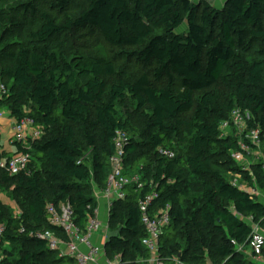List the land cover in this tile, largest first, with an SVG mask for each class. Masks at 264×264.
I'll use <instances>...</instances> for the list:
<instances>
[{
    "label": "trees",
    "instance_id": "1",
    "mask_svg": "<svg viewBox=\"0 0 264 264\" xmlns=\"http://www.w3.org/2000/svg\"><path fill=\"white\" fill-rule=\"evenodd\" d=\"M13 1L0 0V84L8 90L1 105L15 124L31 118L44 133L0 152L5 164L30 157L18 175L0 167V192L20 209L15 218L0 201L3 240L16 247L0 264H77L37 235L65 238L51 224L50 206H71L86 230L98 208L95 192L104 193L112 176L118 131L130 138L125 175L141 174L143 186L126 188L127 199L111 211L109 233L118 232L106 245L111 262L151 258L139 205L156 192L154 210L172 207L162 264H256L238 246L250 248L256 227L264 232V202L233 181L264 195L263 162L244 170L232 158L237 131L221 126L236 110L248 113L250 129H261L264 156V0H228L222 10L205 0H86L76 17L68 15L72 0H51L61 23L39 0ZM76 29L94 31L152 73L132 81L112 59H69L53 42ZM129 97L145 118L142 129L132 112L120 113ZM161 148L175 157L160 156Z\"/></svg>",
    "mask_w": 264,
    "mask_h": 264
},
{
    "label": "built area",
    "instance_id": "2",
    "mask_svg": "<svg viewBox=\"0 0 264 264\" xmlns=\"http://www.w3.org/2000/svg\"><path fill=\"white\" fill-rule=\"evenodd\" d=\"M8 95L7 88L0 84V119H2L6 110L2 107V99ZM249 114L243 113L241 110H236L231 120L224 122L221 126L223 132L227 133L230 127L235 128L236 135L239 137V150L234 152L232 158L235 162L241 164L246 169L248 157L250 155H259L258 151L261 148V129L252 128L248 126ZM13 139L20 143H26L28 140H38L44 133L42 127L35 126L34 121L31 118H25L20 123H16L13 128ZM115 152L110 159L112 167V176L108 184L107 190L104 192L108 199V209L111 213L114 204L117 202H124L127 199L125 192L126 188L136 186L142 188V180L138 175L126 176L125 175V157L126 148L130 143L128 135L122 131L116 133L114 139ZM256 149H255V148ZM159 155L168 159H173L175 153L170 149L161 148L158 151ZM263 170H264V156ZM30 162V157L25 154L15 155L8 164L0 162V167H8L11 176L18 175L27 169ZM233 185L238 187L242 191H246L249 194L256 196V191L246 184H240L238 179L233 181ZM159 199V194L154 193L146 196L140 202V209L142 213V225L145 228L147 236L143 239V246L151 255V258L147 261V264H162L160 260V239L165 229L171 225V211L172 207L167 206L163 209L154 210V204ZM48 212L51 215V224L61 229L65 234V239L58 238L51 233L38 234L39 239H44L50 243L52 250L58 251L60 256H67L74 258L77 264H93L96 262L99 255L102 253L103 248L96 245L93 242V236L100 232L109 234V225H103L98 218L97 210L95 216L90 219L86 230H82L76 223V217L74 210L69 205H65L58 210L54 206L48 208ZM6 233V226L0 224V242ZM235 246L236 243L233 242ZM250 249L255 259L260 258L264 253V232L258 227L254 229L252 236ZM238 250L243 252V246H238ZM115 264H119V259L115 260ZM211 264V263H208Z\"/></svg>",
    "mask_w": 264,
    "mask_h": 264
},
{
    "label": "rangeland",
    "instance_id": "3",
    "mask_svg": "<svg viewBox=\"0 0 264 264\" xmlns=\"http://www.w3.org/2000/svg\"><path fill=\"white\" fill-rule=\"evenodd\" d=\"M193 2H199L201 0H192ZM209 4H211L214 8L217 10H222L223 6L225 5L226 0H205ZM40 2V9L42 12H46L49 15L52 16V18L57 22L61 23L64 20V14L51 7V0H46L45 2ZM17 4V0L13 1L10 6L15 7ZM87 1L86 0H72L70 7L68 9V15L72 17L78 16L81 11L86 7ZM41 25V21L36 22L33 24V28L37 29ZM55 47L58 50H64L68 56L69 59L73 57L82 56L85 58L91 57H104L107 59H112L116 65L118 70L124 71L128 76L130 80L137 79L140 75H142L144 72L146 73H152V70L147 67H143L140 63H138L135 59H131L129 56L123 54L121 51L122 49L112 48L110 47L97 33L90 30H82V29H76L73 30L66 35L59 37L56 39V41L53 42ZM59 44H63V47H60ZM2 66V60L0 57V69ZM118 81V78H112L110 79V84L115 83ZM220 89H222L220 87ZM120 113L122 115H126V113L132 112V121L131 123L134 124L136 127H139L140 129L143 128L145 118L138 113H136L135 110V103L133 100L129 97L122 105H121ZM9 110L6 108V117H3L2 119H6L9 115ZM0 119L2 122L3 120ZM0 121V122H1ZM14 128V127H13ZM12 128V129H13ZM13 131V130H12ZM79 132V130H78ZM13 134V132H12ZM14 140L13 138H10V146L12 147ZM6 143L8 144V139H6ZM262 149L258 151L259 155H250L248 157L247 164L245 165L246 169H251V166L253 164H256L259 160H263L261 158L262 156ZM89 158L91 157L90 153L86 154ZM141 177H143L140 174ZM93 185V183L91 182ZM242 184V183H240ZM99 191L96 190V193ZM256 197L264 202V195L259 192L258 190L255 192ZM0 201L4 203L13 213V216L15 218H19L20 215V209L16 205L15 199L11 196L9 193L0 192ZM16 250V247H14L12 244H10L8 241H4L3 239L0 242V259L4 258L8 254H12Z\"/></svg>",
    "mask_w": 264,
    "mask_h": 264
},
{
    "label": "crops",
    "instance_id": "4",
    "mask_svg": "<svg viewBox=\"0 0 264 264\" xmlns=\"http://www.w3.org/2000/svg\"><path fill=\"white\" fill-rule=\"evenodd\" d=\"M227 1L228 0H226L225 3ZM2 120L3 122L0 120L1 121L0 122V152H3L4 150L6 152H12L14 151V147L13 145L12 147L9 145L10 144L9 140L10 138H13L12 128L15 126V122L9 115L7 116L6 119H2ZM6 139H8V144L6 143ZM2 146H3V149L1 148ZM95 196H96L97 203H98L96 217L104 226L109 225L111 213H109V209H108V199L106 198L103 192H98L96 193ZM109 234H108V237H109ZM108 237H107V234L103 231L93 236V242L96 245L103 248L102 253L99 255L96 262L93 264H115L116 263L115 260L111 262L106 255V245L108 243ZM243 254L245 257L254 261L256 264H264V253L262 254L260 258L255 259L254 256L252 255L251 249L248 248V249L243 250Z\"/></svg>",
    "mask_w": 264,
    "mask_h": 264
},
{
    "label": "water",
    "instance_id": "5",
    "mask_svg": "<svg viewBox=\"0 0 264 264\" xmlns=\"http://www.w3.org/2000/svg\"><path fill=\"white\" fill-rule=\"evenodd\" d=\"M118 232L110 233L108 237V242H110L113 238L117 237Z\"/></svg>",
    "mask_w": 264,
    "mask_h": 264
}]
</instances>
